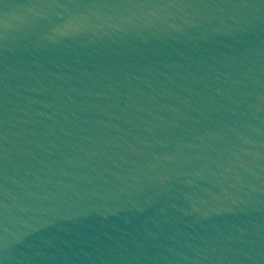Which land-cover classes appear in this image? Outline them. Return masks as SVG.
Here are the masks:
<instances>
[{
	"label": "water",
	"instance_id": "obj_1",
	"mask_svg": "<svg viewBox=\"0 0 264 264\" xmlns=\"http://www.w3.org/2000/svg\"><path fill=\"white\" fill-rule=\"evenodd\" d=\"M0 264H264V0H0Z\"/></svg>",
	"mask_w": 264,
	"mask_h": 264
}]
</instances>
